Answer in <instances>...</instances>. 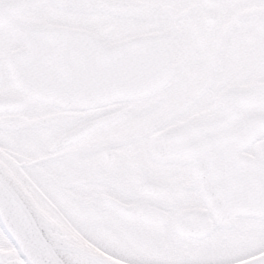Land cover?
Wrapping results in <instances>:
<instances>
[{
    "label": "snow or ice",
    "instance_id": "6c2138e0",
    "mask_svg": "<svg viewBox=\"0 0 264 264\" xmlns=\"http://www.w3.org/2000/svg\"><path fill=\"white\" fill-rule=\"evenodd\" d=\"M0 264H264V0H0Z\"/></svg>",
    "mask_w": 264,
    "mask_h": 264
}]
</instances>
